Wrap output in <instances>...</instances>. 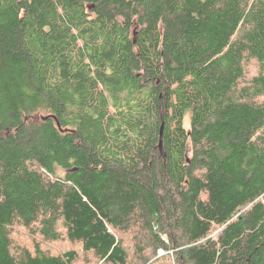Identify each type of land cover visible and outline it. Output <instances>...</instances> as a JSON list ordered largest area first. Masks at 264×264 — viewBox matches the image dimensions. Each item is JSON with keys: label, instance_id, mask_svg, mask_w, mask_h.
<instances>
[{"label": "trees", "instance_id": "trees-1", "mask_svg": "<svg viewBox=\"0 0 264 264\" xmlns=\"http://www.w3.org/2000/svg\"><path fill=\"white\" fill-rule=\"evenodd\" d=\"M0 264H264V0H0Z\"/></svg>", "mask_w": 264, "mask_h": 264}, {"label": "water", "instance_id": "water-1", "mask_svg": "<svg viewBox=\"0 0 264 264\" xmlns=\"http://www.w3.org/2000/svg\"><path fill=\"white\" fill-rule=\"evenodd\" d=\"M161 136H160V141H159V150H160V152L162 151V149H161Z\"/></svg>", "mask_w": 264, "mask_h": 264}, {"label": "rangeland", "instance_id": "rangeland-1", "mask_svg": "<svg viewBox=\"0 0 264 264\" xmlns=\"http://www.w3.org/2000/svg\"><path fill=\"white\" fill-rule=\"evenodd\" d=\"M55 248H57V247H55ZM59 248V247H58ZM161 252V251H160Z\"/></svg>", "mask_w": 264, "mask_h": 264}]
</instances>
